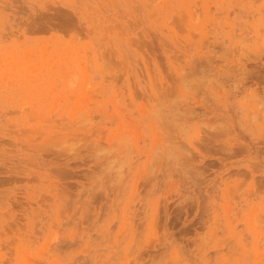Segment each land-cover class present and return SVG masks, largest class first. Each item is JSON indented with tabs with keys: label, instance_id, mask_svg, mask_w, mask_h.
Masks as SVG:
<instances>
[{
	"label": "rangeland",
	"instance_id": "obj_1",
	"mask_svg": "<svg viewBox=\"0 0 264 264\" xmlns=\"http://www.w3.org/2000/svg\"><path fill=\"white\" fill-rule=\"evenodd\" d=\"M0 264H264V0H0Z\"/></svg>",
	"mask_w": 264,
	"mask_h": 264
}]
</instances>
